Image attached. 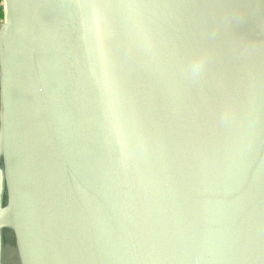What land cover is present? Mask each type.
I'll return each instance as SVG.
<instances>
[{"label": "water", "instance_id": "1", "mask_svg": "<svg viewBox=\"0 0 264 264\" xmlns=\"http://www.w3.org/2000/svg\"><path fill=\"white\" fill-rule=\"evenodd\" d=\"M0 208V264H264V0H3Z\"/></svg>", "mask_w": 264, "mask_h": 264}, {"label": "rangeland", "instance_id": "2", "mask_svg": "<svg viewBox=\"0 0 264 264\" xmlns=\"http://www.w3.org/2000/svg\"><path fill=\"white\" fill-rule=\"evenodd\" d=\"M3 17V0H0V18Z\"/></svg>", "mask_w": 264, "mask_h": 264}, {"label": "built area", "instance_id": "3", "mask_svg": "<svg viewBox=\"0 0 264 264\" xmlns=\"http://www.w3.org/2000/svg\"><path fill=\"white\" fill-rule=\"evenodd\" d=\"M3 19V17L2 18H0V21Z\"/></svg>", "mask_w": 264, "mask_h": 264}, {"label": "flooded vegetation", "instance_id": "4", "mask_svg": "<svg viewBox=\"0 0 264 264\" xmlns=\"http://www.w3.org/2000/svg\"><path fill=\"white\" fill-rule=\"evenodd\" d=\"M5 245V244H4ZM8 264V263H7Z\"/></svg>", "mask_w": 264, "mask_h": 264}, {"label": "snow or ice", "instance_id": "5", "mask_svg": "<svg viewBox=\"0 0 264 264\" xmlns=\"http://www.w3.org/2000/svg\"><path fill=\"white\" fill-rule=\"evenodd\" d=\"M0 209H2V208H0Z\"/></svg>", "mask_w": 264, "mask_h": 264}]
</instances>
